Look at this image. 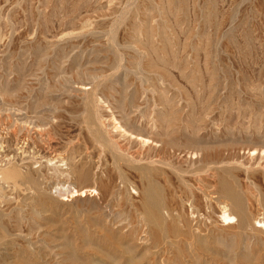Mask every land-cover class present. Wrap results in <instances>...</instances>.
Here are the masks:
<instances>
[{"label":"rangeland","instance_id":"obj_1","mask_svg":"<svg viewBox=\"0 0 264 264\" xmlns=\"http://www.w3.org/2000/svg\"><path fill=\"white\" fill-rule=\"evenodd\" d=\"M0 179V264H264V0H0Z\"/></svg>","mask_w":264,"mask_h":264},{"label":"bare ground","instance_id":"obj_2","mask_svg":"<svg viewBox=\"0 0 264 264\" xmlns=\"http://www.w3.org/2000/svg\"><path fill=\"white\" fill-rule=\"evenodd\" d=\"M13 132L15 133L16 131H13ZM9 133H10V132H9ZM7 136H8V135H7ZM5 137H6V136H5ZM6 139H7V137H6ZM9 139H10V138H9ZM24 140H25V138H24ZM27 140H28V139H27ZM27 140H26V141H27ZM18 141H19V140H18ZM31 141H32V140H31ZM17 144H18V143H17ZM25 144H27V143H25ZM6 145H7V144H6ZM121 146H122V145H121ZM24 147H25V146H24ZM27 147H28V146H27ZM31 147H32V146H31ZM7 148H8V147H7ZM120 148H122V147H120ZM16 149H17V148H16ZM16 149H15V150H16ZM13 150H14V149H13ZM13 150H11V151H13ZM15 150H14V151H15ZM5 151H6V150H5ZM14 151H13V152H14ZM6 152H8V151H6ZM9 152H10V151H9ZM16 152H17V151H16ZM4 153H5V152H4ZM14 153H15V152H14ZM16 154H17V153H16ZM19 154H20V153H19ZM12 155H13V154H12ZM9 156H10V155H9ZM14 158H15V157H14ZM16 158H17V157H16ZM18 158H19V157H18ZM24 158H25V157H24ZM24 158H23V159H24ZM26 158H27V157H26ZM12 161H13V160H12ZM16 161H20V160H16ZM27 162H28V161H27ZM16 164H18V163L16 162ZM22 164H23V163H22ZM19 165H20V164H19ZM24 165H25V164H24ZM47 165H48V164H47ZM22 166H23V165H22ZM46 168H48V167H46ZM49 168H50V167H49ZM11 169H13V167H12ZM67 169H68V168H67ZM70 170H71V168H70ZM70 170H69V172H70ZM4 171H5V170H4ZM63 171H64V170H63ZM67 171H68V170H67ZM60 172H61V171H60ZM5 173L7 174V171H6ZM11 173H12V172H11ZM21 173H22V172H21ZM61 173H62V172H61ZM65 173H66V172H65ZM67 173H68V172H67ZM1 174H2V172H1ZM45 174H46V173H45ZM69 175H70V173H69ZM2 176H3V174H2ZM63 176H64V175H63ZM47 177H49V175H48ZM66 178H67V177H66ZM7 179H8V178H7ZM13 179H14V178H13ZM46 179H47V178H46ZM48 179H49V178H48ZM51 179H52V178H50V180H51ZM4 180H5V179H4ZM0 181H2V180L0 179ZM48 182H49V181H48ZM2 183H3V182H2ZM4 184H5V183H4ZM4 184H3V185H4ZM6 185H7V184H6ZM75 193H76V192H75ZM2 194H3V193H2ZM2 194H1V195H2ZM76 194H77V193H76ZM81 194H82V193H81ZM226 212H227V211H226ZM227 215H228V214H227ZM229 216H230V215H229ZM227 218L232 220L233 217H232V218H231V217H227ZM233 220H234V219H233ZM230 222H231V221H230ZM230 222H229V224H230ZM233 223H234V222H233ZM227 224H228V223H227Z\"/></svg>","mask_w":264,"mask_h":264}]
</instances>
